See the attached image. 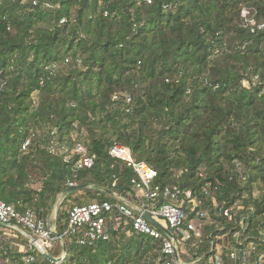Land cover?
<instances>
[{
    "label": "trees",
    "instance_id": "16d2710c",
    "mask_svg": "<svg viewBox=\"0 0 264 264\" xmlns=\"http://www.w3.org/2000/svg\"><path fill=\"white\" fill-rule=\"evenodd\" d=\"M245 10L264 23V0H0V199L45 221L69 183L128 199L138 177L110 155L119 144L158 172L155 184L200 192L204 173L226 208L243 200L254 210L245 212L244 244L264 254V31H252ZM52 141L70 151L85 145L95 166L75 169L76 159L49 152ZM93 202L118 203L97 189L64 199L56 225L64 243L48 251L59 259L65 245L61 262L20 254L11 239L0 256L9 264L29 255L30 264H167L159 242L128 234L131 224H110L109 240L92 245L78 244L82 233L65 235L69 211ZM217 219L219 228L187 244L191 259L206 262L216 236L237 230Z\"/></svg>",
    "mask_w": 264,
    "mask_h": 264
},
{
    "label": "built area",
    "instance_id": "2783aa9c",
    "mask_svg": "<svg viewBox=\"0 0 264 264\" xmlns=\"http://www.w3.org/2000/svg\"><path fill=\"white\" fill-rule=\"evenodd\" d=\"M149 3L151 2L149 1ZM37 4L38 2L35 3V6ZM46 6L51 7L48 4ZM248 15L249 12L245 10L243 17L246 23L252 27V31H264V23L258 24ZM62 23H65V20ZM122 99L131 105L132 98L127 95L117 94L113 98L116 102ZM32 140L33 137L26 140L22 146L23 152L28 151ZM48 150L53 155L68 154L66 156L68 162L76 159L74 166L77 170L92 169L95 166L96 155H92L85 145L78 144L70 151L67 146L52 141ZM110 155L114 159L122 161L136 173L138 180H134L133 185L138 197L137 205L132 207L126 203L125 198L120 197V199L116 198L117 204L93 202L74 206L69 211L65 235L82 233V237L78 240V244L82 246L92 245L100 240L107 241L110 237L108 220L117 213L120 220H125L126 225H132V230L128 231L129 235L132 233L144 235L160 243L162 253L168 258L167 264H198L203 261L197 258L193 260L194 263H190L183 258V255L190 256L186 249L187 244L193 240H201L206 228L212 226L219 228L220 222L217 218H224L229 223L236 222L238 224L237 230L233 234L234 247H228L224 251L221 247L217 248L216 242H214L210 257L204 263L252 264V256L257 254V245L254 243L244 244L250 220V216L245 212L254 210L252 207L246 208L243 200L226 208V202H220L218 198L219 186H214L211 181H207L204 173L199 175L205 181L200 192L182 189L177 185L162 187L155 184L159 177L158 172L148 164L138 162L129 148L115 144L110 150ZM236 171L244 180L249 177L241 164H236ZM73 186L76 184L69 183V187ZM144 213L162 225L167 224L166 228L172 235L163 233L149 224L143 217ZM0 223L7 227L0 228V251L4 255L8 253L6 249L8 239L13 237L12 234H18V231L19 233L26 232L27 244L24 254L48 253L61 239L55 234L49 223L40 219L33 210L20 211L16 206L9 205L1 199ZM261 236L264 241V234L261 233ZM263 257L264 255H260V259ZM23 260L26 264H30L35 261V257L29 255Z\"/></svg>",
    "mask_w": 264,
    "mask_h": 264
},
{
    "label": "crops",
    "instance_id": "0c3cea01",
    "mask_svg": "<svg viewBox=\"0 0 264 264\" xmlns=\"http://www.w3.org/2000/svg\"><path fill=\"white\" fill-rule=\"evenodd\" d=\"M125 200H126V203H128L130 206H135V205H137V201H138V197H137V195H136V193H135V195H133V196H130L128 199H126L125 198ZM114 217L113 218H110L109 220H108V227L110 226V224L112 225V224H114L115 225V229H118L120 226H121V222H120V217L119 216H117V213L116 214H114L113 215ZM55 218H56V213L52 216V227H54V221H55ZM162 225V224H161ZM162 226H164V225H162ZM165 228H166V226H164ZM0 228H7V227H5V226H0ZM18 234H19V236H18ZM18 234H12V236L13 237H11L10 239H11V242H14V244H16V242L19 240V237H21V238H23L25 241H26V237H25V235H26V232H24V231H22V232H20L19 233V231H18ZM9 239V240H10ZM27 242V241H26ZM215 242H216V247L218 248V247H221V248H223V250L224 251H226V249L228 248V247H230V248H232V247H234L233 246V244H234V237L232 236V237H230L229 235H220V236H218L216 239H215ZM236 242V241H235ZM15 246V245H14ZM26 246V245H25ZM25 246H21L20 247V249H18V253H20V254H24V250H23V248L25 247ZM262 255H264V254H262ZM258 257H260V255H258V253L256 254V255H253L252 256V259L253 258H255V262H254V264H257V259H258ZM2 257L0 256V260L2 261V263L3 264H9L8 263V261H6V260H4L3 258L1 259ZM188 258H189V260H190V263H194L195 261H193V259H191L192 258V256L190 255V256H188ZM0 261V262H1ZM205 262V261H204ZM204 262H201V263H198V264H208V262L207 263H204ZM260 264H264V257L262 258V259H260Z\"/></svg>",
    "mask_w": 264,
    "mask_h": 264
},
{
    "label": "water",
    "instance_id": "95a60500",
    "mask_svg": "<svg viewBox=\"0 0 264 264\" xmlns=\"http://www.w3.org/2000/svg\"><path fill=\"white\" fill-rule=\"evenodd\" d=\"M83 189H97V190H100V191H103V192H107L108 194L110 195H113L114 197L120 199V196H117L115 194H113L112 192L110 191H107L103 188H100V187H97V186H89V185H83V186H73V187H69L60 197L59 199V202L57 203L56 205V208H55V213H56V218H55V221H54V227H52V229L55 231V234L59 237H61L60 241H63V238L62 236L58 235L57 231H56V225H57V216H58V212H59V209L64 201V199L71 193L75 192V191H79V190H83ZM143 217L144 219L149 223L151 224L152 226H154L155 228H157L158 230H160L161 232L163 233H166L168 235H172V233L167 229L165 228L164 226H162L160 223H158L157 221H155L152 217H150L148 214L144 213L143 214ZM0 226H4V224L0 223ZM43 256H45L47 259H49L50 261L52 262H61L65 255H66V248H65V245H64V250H63V254L62 256L59 258V259H54L52 258L47 252H43L42 253ZM257 264H260V257H258L257 259Z\"/></svg>",
    "mask_w": 264,
    "mask_h": 264
},
{
    "label": "rangeland",
    "instance_id": "374dc122",
    "mask_svg": "<svg viewBox=\"0 0 264 264\" xmlns=\"http://www.w3.org/2000/svg\"><path fill=\"white\" fill-rule=\"evenodd\" d=\"M55 214V211L54 213L52 214V216ZM52 216L50 217L49 220H47V222L49 223V225L52 227ZM120 224H122L124 227L128 226L125 224V220H120ZM165 226H167V224H164ZM27 244V242H21V241H17L16 242V245L13 247L15 249H20L21 246H25ZM24 251H26V246L23 248ZM2 259V258H1ZM1 261V260H0ZM0 264H3L2 261L0 262Z\"/></svg>",
    "mask_w": 264,
    "mask_h": 264
}]
</instances>
